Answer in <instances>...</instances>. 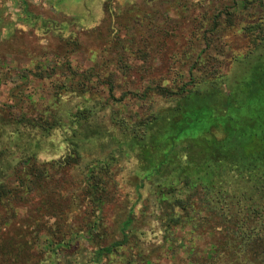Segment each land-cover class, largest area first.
<instances>
[{
	"label": "trees",
	"instance_id": "trees-1",
	"mask_svg": "<svg viewBox=\"0 0 264 264\" xmlns=\"http://www.w3.org/2000/svg\"><path fill=\"white\" fill-rule=\"evenodd\" d=\"M112 1L105 10L112 12ZM256 2L264 5L236 0L201 18L205 39L223 22L240 24L250 43L228 58L226 71L211 63L214 55H181L171 77L145 69L134 79L124 71L134 88L117 97L115 72L72 69L48 105L36 106L31 93L24 100L30 107L17 94L14 103L0 102L1 235L45 230L47 260L36 264H56V253L81 241L92 244L97 263L264 264V10H250ZM140 18L154 22L150 13ZM143 39L140 57L148 62L152 46ZM67 94L75 100L63 99ZM56 132L63 151L40 159ZM128 161L134 165L124 187L133 195L117 201L118 171ZM111 204L119 216L109 227ZM28 207V223L18 227L19 210ZM75 212L77 227L69 220ZM138 218L157 224L154 240L139 231ZM208 235L216 240L202 254L195 239ZM25 243L10 251L0 244L1 264H19Z\"/></svg>",
	"mask_w": 264,
	"mask_h": 264
},
{
	"label": "rangeland",
	"instance_id": "rangeland-1",
	"mask_svg": "<svg viewBox=\"0 0 264 264\" xmlns=\"http://www.w3.org/2000/svg\"><path fill=\"white\" fill-rule=\"evenodd\" d=\"M104 1L0 0V102L14 103L20 96L23 97L21 105L30 107L31 102L24 100L31 93L36 106L48 105L56 90V83L64 80L62 76L72 73V69L79 72L94 69L101 75L115 72L118 97L121 91L134 88L126 82L127 77L122 78L124 71L134 79H138V73L145 69L152 70L155 77L161 74L171 77L172 70L180 65L175 57H193L199 53L214 55L211 63L216 69L226 71L228 58L240 55L250 47L249 41L237 30L240 24L227 27L222 22L211 34H206V39L204 37L206 24L202 23L201 18L235 5L236 0H200V3L182 0L181 4L177 0H113L112 12L104 9ZM256 3L259 5L260 2ZM258 8L264 10V5L250 7V10ZM142 13H150L154 22L141 24ZM144 37L152 46L148 62L140 57L141 50H147ZM118 55L122 59L117 64ZM123 63L130 68L126 69ZM22 72L28 76L24 81L20 77ZM94 86V90L105 89L102 84ZM13 94H17L16 99L12 97ZM63 99L68 102L75 100L69 94L64 95ZM46 147L40 153V159L49 160L61 154L63 143L59 132L46 141ZM133 165L134 161L120 165L117 178L121 186L117 201L127 199L128 192L130 197L133 195L132 190L124 187L125 177ZM115 206L117 204H111L104 211L109 227L115 224L119 216ZM29 211V207L28 210H19L18 227L20 223H28ZM77 214L79 212L69 215L75 227L79 225ZM46 222L48 226H53L55 219L50 217ZM137 224L141 229L139 231L146 232L147 239H155L152 231L157 224L154 221L144 223L138 218ZM1 234L0 244L7 251L15 250L20 245L17 242L26 241L19 264H36L47 260L44 252L45 230L38 234H29L26 230L22 236H17L11 230ZM178 234L182 235V232ZM215 240L216 236L208 235L195 239V243L204 254ZM93 250L92 244L81 241L79 245L59 251L52 259L56 264H107L106 259L98 263L93 261ZM3 263L8 264L6 261ZM162 263L172 264V260L163 258Z\"/></svg>",
	"mask_w": 264,
	"mask_h": 264
}]
</instances>
